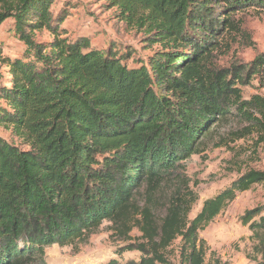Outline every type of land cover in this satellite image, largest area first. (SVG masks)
I'll return each instance as SVG.
<instances>
[{"label": "trees", "instance_id": "16d2710c", "mask_svg": "<svg viewBox=\"0 0 264 264\" xmlns=\"http://www.w3.org/2000/svg\"><path fill=\"white\" fill-rule=\"evenodd\" d=\"M107 1L159 45L146 60L131 66L130 53L70 39L55 0H0V25L13 18L26 46L11 57L0 45V125L20 142L0 138V264H49L47 247L83 242L104 221L118 236L142 234L127 247L140 260L125 264H168L165 250L178 238L182 264H205L199 232L239 192L264 183V171L250 170L190 219L196 199L180 175L231 120L264 133V95L245 99L241 88L254 78L264 86V53L242 67L216 65L241 30L236 15L264 10V0ZM44 30L51 38L39 42ZM241 221L264 253V204Z\"/></svg>", "mask_w": 264, "mask_h": 264}, {"label": "rangeland", "instance_id": "374dc122", "mask_svg": "<svg viewBox=\"0 0 264 264\" xmlns=\"http://www.w3.org/2000/svg\"><path fill=\"white\" fill-rule=\"evenodd\" d=\"M52 13L54 17L63 15L64 21L60 27L70 39L86 37L100 49L111 46L121 53H130L132 55L126 61L131 66L137 65L138 59L146 60L159 47L157 44L150 46L144 41L142 33L120 20L116 8L109 6L107 0H55ZM236 18L241 19V30L238 35L230 37L231 47L227 53L218 54L216 65L221 69L242 67L264 53V10L251 8L246 13L237 14ZM50 38L47 30L39 32L36 37L39 42ZM0 45L6 55L23 56L26 46L14 34L13 18H7L0 25ZM241 88L245 99L254 94L264 95V86L259 78L252 79ZM247 124L239 118L231 120L208 139L201 152L184 162L180 175L196 199L189 214L190 219L200 212L206 199L215 196L248 171H264V133L257 130L245 133L243 129ZM0 138L20 145L11 130L2 125ZM172 192V189H167L160 194L161 204L156 208L159 223L165 213L164 204ZM263 204L264 183L254 184L249 190L239 192L199 232V239L205 244V264H263L264 253L260 251L253 231L241 221L247 210ZM141 235L135 228L127 238L118 236L112 224L104 221L83 242L47 247L46 260L49 264H104L114 260L125 264L139 261L142 253L136 249L128 250L127 247L131 243L141 242ZM180 244L181 238H178L165 250L168 264H182Z\"/></svg>", "mask_w": 264, "mask_h": 264}]
</instances>
